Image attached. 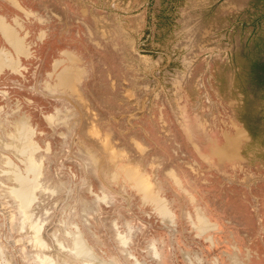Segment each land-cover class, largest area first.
I'll use <instances>...</instances> for the list:
<instances>
[{"label": "rangeland", "instance_id": "374dc122", "mask_svg": "<svg viewBox=\"0 0 264 264\" xmlns=\"http://www.w3.org/2000/svg\"><path fill=\"white\" fill-rule=\"evenodd\" d=\"M0 54L1 260L264 264V0H0Z\"/></svg>", "mask_w": 264, "mask_h": 264}, {"label": "bare ground", "instance_id": "6f19581e", "mask_svg": "<svg viewBox=\"0 0 264 264\" xmlns=\"http://www.w3.org/2000/svg\"><path fill=\"white\" fill-rule=\"evenodd\" d=\"M19 35V34H18ZM18 35L12 31L10 29V33L9 35H7V38H9L10 40L14 41V45L16 47V49H20L22 46V42L20 40V37H18ZM20 36V35H19ZM5 51V50H4ZM21 56V55H20ZM23 56V55H22ZM69 56V55H68ZM5 57V56H4ZM3 56L0 55V65L1 64H5L7 63V65H10V60L5 59ZM5 69V68H4ZM69 72V71H68ZM71 75V74H70ZM62 76V75H61ZM64 84V83H63ZM28 122L27 119L25 118H20L17 121L16 124V134L13 137L12 140H14V144L13 143H9L6 146L11 148L12 150H14L15 153L17 154H23L29 147H30V142H29V137H30V129H29ZM34 131V130H33ZM34 133V132H33ZM12 134V133H10ZM33 135V134H32ZM227 145V144H226ZM216 150V149H215ZM28 151V150H27ZM229 151V150H228ZM28 154V153H27ZM10 158V157H9ZM25 162V160H23ZM27 163V162H26ZM25 163V167H24V171H11L12 173V177L13 179L16 181V186L13 189V193L14 195L18 198L19 203L21 204V206L24 209H28L30 207V204L36 199V195H35V191L36 188L38 186L37 182H36V178L38 177V170L36 167L29 165L28 163ZM16 164V163H15ZM38 164V163H37ZM8 169H10L8 167ZM20 169V168H19ZM30 173H32V177H30ZM129 174V173H128ZM132 174V173H130ZM138 174V173H137ZM10 176V175H9ZM141 180V179H140ZM136 181V180H135ZM139 181V180H138ZM39 182V181H38ZM145 184V183H144ZM148 193V192H147ZM146 193V195H147ZM151 193V192H150ZM149 193V194H150ZM148 194V195H149ZM154 197V196H153ZM151 198V197H150ZM157 199V198H156ZM162 202H164L162 200ZM160 204V202H159ZM163 204V203H162ZM162 207V206H161ZM164 207V206H163ZM162 207V208H163ZM162 214V213H161ZM35 231L39 232V229L37 227V225H35ZM76 236V235H75ZM74 236V237H75ZM76 244V248L78 247L79 250H81L82 252H85L88 254V250L86 249V247L82 244V242L80 240L74 241ZM73 242V243H74ZM86 243V242H85ZM74 246V245H73ZM73 250V249H72ZM84 254V253H83ZM91 255V254H90ZM93 256V255H92ZM91 257V256H90ZM96 257V256H94ZM87 258V257H86ZM87 260V259H86ZM90 261V260H89ZM44 263L45 264H61L60 262H58L55 258L48 256L45 257L44 259ZM0 264H7L6 261L1 260L0 259ZM98 264V263H97Z\"/></svg>", "mask_w": 264, "mask_h": 264}, {"label": "water", "instance_id": "95a60500", "mask_svg": "<svg viewBox=\"0 0 264 264\" xmlns=\"http://www.w3.org/2000/svg\"><path fill=\"white\" fill-rule=\"evenodd\" d=\"M1 56H3L2 54H0ZM4 57V56H3ZM5 59H7L6 57H4ZM5 64H1L0 65V69L4 66ZM6 65H7V63H6Z\"/></svg>", "mask_w": 264, "mask_h": 264}]
</instances>
